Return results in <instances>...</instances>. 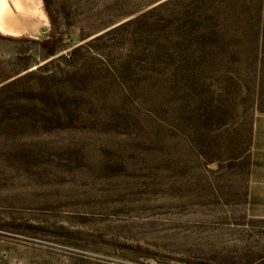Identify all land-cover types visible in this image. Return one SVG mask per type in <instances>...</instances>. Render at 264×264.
Returning <instances> with one entry per match:
<instances>
[{"label": "rangeland", "instance_id": "obj_1", "mask_svg": "<svg viewBox=\"0 0 264 264\" xmlns=\"http://www.w3.org/2000/svg\"><path fill=\"white\" fill-rule=\"evenodd\" d=\"M32 1L0 29V264H264V0Z\"/></svg>", "mask_w": 264, "mask_h": 264}, {"label": "crops", "instance_id": "obj_2", "mask_svg": "<svg viewBox=\"0 0 264 264\" xmlns=\"http://www.w3.org/2000/svg\"><path fill=\"white\" fill-rule=\"evenodd\" d=\"M248 208L264 212V116L259 117L253 127Z\"/></svg>", "mask_w": 264, "mask_h": 264}, {"label": "bare ground", "instance_id": "obj_3", "mask_svg": "<svg viewBox=\"0 0 264 264\" xmlns=\"http://www.w3.org/2000/svg\"><path fill=\"white\" fill-rule=\"evenodd\" d=\"M15 6L17 12L12 10L6 0H0V29L10 33L31 31L36 34L39 23L34 2L16 0Z\"/></svg>", "mask_w": 264, "mask_h": 264}, {"label": "water", "instance_id": "obj_4", "mask_svg": "<svg viewBox=\"0 0 264 264\" xmlns=\"http://www.w3.org/2000/svg\"><path fill=\"white\" fill-rule=\"evenodd\" d=\"M45 30V29H44Z\"/></svg>", "mask_w": 264, "mask_h": 264}]
</instances>
